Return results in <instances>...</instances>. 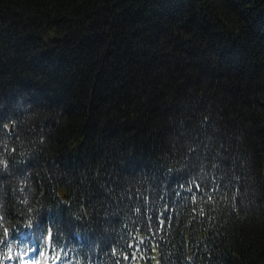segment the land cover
I'll return each instance as SVG.
<instances>
[{
	"label": "trees",
	"instance_id": "trees-1",
	"mask_svg": "<svg viewBox=\"0 0 264 264\" xmlns=\"http://www.w3.org/2000/svg\"><path fill=\"white\" fill-rule=\"evenodd\" d=\"M264 264V0H0V264Z\"/></svg>",
	"mask_w": 264,
	"mask_h": 264
}]
</instances>
